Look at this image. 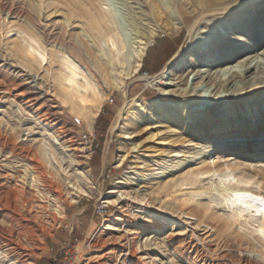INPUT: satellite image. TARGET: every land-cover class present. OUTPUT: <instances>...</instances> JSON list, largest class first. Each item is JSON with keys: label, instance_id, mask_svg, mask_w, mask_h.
I'll list each match as a JSON object with an SVG mask.
<instances>
[{"label": "rangeland", "instance_id": "obj_1", "mask_svg": "<svg viewBox=\"0 0 264 264\" xmlns=\"http://www.w3.org/2000/svg\"><path fill=\"white\" fill-rule=\"evenodd\" d=\"M109 1L114 6L121 29L131 45L135 40V31L140 27L158 29L161 26L165 30L159 31L148 45L139 70L126 80L123 89L109 88L107 98L89 128L82 122L64 117L67 114L63 107L52 93L45 91L46 84L42 75L47 65L46 60L43 67L35 73L22 66L10 52L14 49V39L19 36L18 26L23 23L27 12L34 15L40 32L47 40L46 45L51 40L60 41L61 38L69 42L72 37L77 36L88 48L78 29V17L70 19V26H66L62 19L69 7L76 8L77 11L78 5H70L67 0H43V6L38 8L35 0H0V149H3L0 150V191L14 189L16 180L20 182L21 175L24 174L21 168L25 164L24 160H31V152L24 142L32 138L41 139L39 120L40 117L45 118L41 106L60 109V115L62 114L71 131L68 137L63 136L58 142L54 141L56 154L62 151L60 142L65 139L68 145L66 153H73L78 164L75 167L87 171L89 176L86 181L81 180L79 183L75 181L76 178H72V182L78 185V190L63 189V216H52L53 212L46 210L47 213L40 222L44 234L37 243L30 244L25 241L24 236L21 237L23 244L35 252L32 264H264V248L251 236H243L244 230H240V235L232 230H224L226 215L223 212H213L200 222L194 221L190 215L180 214L177 220L180 225H171L159 232L153 229L150 216L166 212L159 203L165 196L163 193H147L156 186L155 182L172 180L180 173L196 170L203 165L251 175L264 184V37H261L264 32V0L249 1L228 16L222 13L209 14L196 24L191 35H188L189 28L185 25L172 30V18L166 11L155 9L153 0ZM169 1L176 13L184 11L187 17L198 13L197 0ZM247 21L251 22V30L237 34ZM237 35L239 38H236ZM216 44L231 47L227 60L217 59L223 54L222 49L210 56L209 50ZM90 52L93 51L90 49ZM171 59L181 60V66L178 72L164 79L168 84L161 83L162 89L148 86L146 79L159 75ZM104 67L107 69V66ZM234 70L243 71L244 80L240 81L235 75L223 86L221 82ZM27 85L36 88L35 91L40 96L34 103L29 101L25 91ZM240 86L245 89L236 92ZM239 94L243 95L239 97ZM151 98L187 102L194 113L195 122L199 118L198 113L205 109L209 110V117L214 116L207 118V130L202 135L186 129L191 122H171L169 127V124L160 123L159 112L149 106L148 100ZM127 100L128 103L119 116L118 111ZM221 102L229 103L233 108L221 112ZM131 110L137 114H131ZM224 117L236 119L239 130L232 132L231 127L228 131L211 135L215 132L213 125ZM6 120L13 124V132L4 129ZM73 124L75 125L71 126ZM58 126L54 125V129H58ZM121 126L127 127L129 139L121 138ZM244 127L251 129V133L240 132ZM12 133H18L17 139ZM221 141L228 144L214 150ZM233 147L244 150L234 152L231 151ZM119 150L127 153L121 166L116 164ZM202 155L210 156L206 164L200 163L203 161L200 157ZM178 161L182 162L180 167L172 164ZM131 165V177L120 179L121 174ZM202 178L204 187H207L210 172L203 173ZM111 189L121 191L123 199L119 205L113 203L107 206L104 202L116 198V194L108 193ZM142 194H145L143 202L140 201ZM170 211L172 212L171 208L167 214ZM114 216L121 217L123 223L112 235L102 230V224ZM7 218L0 216V229L5 232L8 228L20 230L14 221ZM80 220L82 224H78ZM132 224L138 227L135 235L125 232V228L134 226ZM24 235L27 237V234ZM132 237L140 242L139 248L133 249L130 246L129 240ZM246 239H250L256 248ZM122 245L123 252L118 251V246ZM1 247L0 258L2 256L6 260L13 257V261L17 257L23 260L16 251L5 247L2 242ZM122 258L126 260L125 263Z\"/></svg>", "mask_w": 264, "mask_h": 264}, {"label": "bare ground", "instance_id": "obj_2", "mask_svg": "<svg viewBox=\"0 0 264 264\" xmlns=\"http://www.w3.org/2000/svg\"><path fill=\"white\" fill-rule=\"evenodd\" d=\"M42 1L43 0H35L38 8L43 6ZM67 1L70 5L72 3L78 5V9L76 11V8L74 9L67 5V7H69L68 12L62 19H64L66 26H70V19L73 16L78 17L80 23L79 28H76L79 29L80 34L83 38H85L88 48L77 36L72 37L69 42H65L64 39L61 38L60 41L51 40L49 45H46L45 43L47 40H45L44 35L40 32L38 27L39 25L37 26L34 15L31 12H27L23 18V23L20 25L17 24L19 25V36L16 40L14 39V42L12 40L14 49L10 52L13 55H11L10 52L9 55L15 56L17 61L22 66L28 68L32 72L34 71L35 73L43 67V63L46 60L47 65L44 68L45 72L42 75L46 84L45 91L52 93L54 99H56V101L63 107L65 113L67 114V116L64 117H69V119L74 121L82 122L90 128L92 122L100 112L104 100L107 98L109 88H113L115 90L123 89L126 80L136 74L139 70L142 58L145 55L148 45L153 42L159 31H163L165 29L161 26H158V29L147 26L140 27L139 30L135 31V40L131 45L127 36L121 29L117 12L109 0ZM249 1L253 0H197L196 10L198 13H194L192 17H187L184 11L176 13L172 9L169 0H153V5L155 9L166 11V13L169 14L173 20L171 27L172 30H178L181 26L185 25L189 28L188 35H191V31L195 28L196 24L200 23L202 19L209 14L222 13L228 16ZM31 6L33 7V4H31ZM13 26L15 27V25ZM247 30H251L250 21L245 22L240 28V32L237 31V34H243V32H246ZM239 35H237L236 38H239ZM261 37H264V32ZM230 48L231 47H229V45L226 46L225 44H216L212 46L211 50H209V54L212 56L214 55V52L222 49L223 54L218 56L217 59L225 61L231 53ZM90 49L93 51L92 53L90 52ZM197 53L198 52H196V54ZM13 62L15 61L13 60ZM104 66H107V69ZM180 66L181 60L176 61L171 59L159 75L157 74V76L147 78L146 84L157 89H162L161 83L164 85L168 84L164 81V79H166L169 75H173V73L175 74L178 72ZM242 67H244V65H242ZM235 75L239 77L240 81L245 78L243 71L234 70L229 77L221 82V84L223 86L226 85L231 77ZM17 85L18 84H16V86ZM27 87L28 88L25 91L28 93V97L30 98L29 101H33V103L36 102L40 97L37 91H35L36 88H32L28 85ZM243 89L245 88L240 86L236 89V92L242 91ZM242 95L243 94H239L238 96L240 97ZM127 103L128 100L125 102L120 111H118L119 116L122 114ZM148 104L150 107L157 109L159 112L158 118L160 119V123L163 125L169 124L168 126L170 127L172 124L171 122L183 124L191 122L186 129H189L199 135H202L207 130L205 122L209 117L208 109L199 112V118L195 122L193 120L194 113L189 108L187 102H171L162 101L158 98H151L148 100ZM221 104L223 105L221 112H227L233 108L229 105V103L221 102ZM59 110L57 108L54 109L51 106H41V111H43V115L45 117H40L39 120V124L41 125V139L35 140L32 138L24 142V144L28 146V151L31 152V160H24L25 164L21 167L24 170V174L21 175L22 177L20 182L16 180L17 183L14 184V189L10 191H0V216H7L20 228L18 231L8 228L7 232L0 229V242H2L5 247H10L16 251L17 254L23 258V260H21L16 257L13 261H11L13 257L5 260V258L1 256L0 262L2 264H6L9 261H11L9 264H32L35 252L34 250H30L25 243L23 244L21 237L24 236L25 241L30 244L37 243L39 238L44 234L43 229L40 226V222L42 216L47 213L46 210H51L53 212L52 216H55L54 214L59 217L63 216L64 210L61 200L63 189L70 188L78 190L79 187L72 182V178H76L75 181L79 183L81 180L86 181L89 177L87 171L80 170L78 167H75L78 164L74 160L73 153H66L68 145H66L67 142L65 139L60 142L62 151L56 154L57 148L55 149L54 147V141L58 142L63 139V136L68 137L70 131L69 127H67V123L61 116L62 114L60 115ZM130 113L134 115L137 114L133 110H131ZM213 116L214 115H211L209 118H213ZM43 122L45 123L43 124ZM72 123L74 122L72 121ZM237 123L238 121L236 119L230 120L229 117H224L218 123L213 125L215 127L213 131L215 132H212L211 135H217L219 131H228L231 127L233 128L232 132H237L239 130ZM0 124H2L1 121ZM54 125H59L58 129H54ZM74 125L75 124L71 126ZM3 127L4 129L6 128L7 130L13 132V124L11 125L8 120L5 121ZM240 132L249 134L251 133V129L244 127V129L242 128V131ZM5 133L7 132L5 131ZM12 134L17 139L16 135L18 133ZM119 134L121 138L125 140L130 137V133L125 126L120 127ZM69 139L73 142L71 137ZM71 142L69 143L71 144ZM226 144H228L226 141H221L217 147L214 148V150H218ZM120 148L122 149V147ZM0 150L2 151L3 149L1 148ZM243 150V148L233 147L231 151L243 152ZM119 151L120 153L118 154V158L116 160L117 166H121L127 158L126 152L121 150ZM16 156H18V154ZM200 157L203 159V161L201 160L202 162H200L202 164H206L210 158L209 155H202ZM169 164L171 165V162ZM172 164L176 165V167H180L182 162L178 161V163ZM64 165L66 166L64 167ZM131 168H133L132 165L121 174L120 179L126 180L127 178H130L132 174ZM206 171L210 172L211 178L208 186L204 187V178H202V174ZM2 174H5V172ZM155 183L156 186L154 184L155 187L150 189V191H147V193H153L156 195L163 193L165 199L161 200L159 203L166 211L161 214L154 213L150 216V219L153 220L151 226L158 232L163 231L171 225H180L177 221L179 220L180 214L190 215L193 219H195L194 221L200 222L201 220H205L204 218H207L213 212L219 211L220 213L223 212L224 215H226V219H224L225 231L232 230L237 235H240V230H244L243 236H251L261 248H264V213L258 212L260 206L257 205L252 211H247L241 210L239 207L234 206L229 202L231 193L236 191H247L251 192L255 196L264 198V184H261L254 176L244 173H235L230 170H220L213 168L210 165H203L196 170L192 169L180 173L172 180L162 179ZM108 193L116 194V198L105 200L104 202L107 206L113 203L119 205L120 200L123 199L121 191L119 192L117 189H111ZM144 195L145 194L141 195V202L144 201ZM70 198L73 199L72 196H70ZM170 208L172 212L170 211L169 214H167V211H169ZM138 210L141 209L139 208ZM172 213H175V215ZM122 223L123 219L121 217L114 216L113 218L107 219L103 222L102 230L113 235L115 231L120 229ZM132 225L134 226L125 228V232L133 235L135 231H137L138 227L135 226L136 224ZM24 234H27V237ZM246 241L249 244L251 243L250 239H246ZM129 244L133 249L140 247V242L137 238L129 240ZM252 246L256 248V245L252 244ZM35 247H37V245ZM0 249H2V247ZM123 250L124 245L118 246V251L123 252ZM122 262L125 263L126 260L123 259ZM100 264L103 263L101 262Z\"/></svg>", "mask_w": 264, "mask_h": 264}, {"label": "snow or ice", "instance_id": "obj_3", "mask_svg": "<svg viewBox=\"0 0 264 264\" xmlns=\"http://www.w3.org/2000/svg\"><path fill=\"white\" fill-rule=\"evenodd\" d=\"M229 202L241 210L252 211L259 205L258 212L264 213V198L255 196L251 192L236 191L231 193Z\"/></svg>", "mask_w": 264, "mask_h": 264}, {"label": "crops", "instance_id": "obj_4", "mask_svg": "<svg viewBox=\"0 0 264 264\" xmlns=\"http://www.w3.org/2000/svg\"><path fill=\"white\" fill-rule=\"evenodd\" d=\"M78 224H82V221L80 220V221H78Z\"/></svg>", "mask_w": 264, "mask_h": 264}, {"label": "built area", "instance_id": "obj_5", "mask_svg": "<svg viewBox=\"0 0 264 264\" xmlns=\"http://www.w3.org/2000/svg\"><path fill=\"white\" fill-rule=\"evenodd\" d=\"M68 249V248H67ZM63 264H68V263H63Z\"/></svg>", "mask_w": 264, "mask_h": 264}]
</instances>
